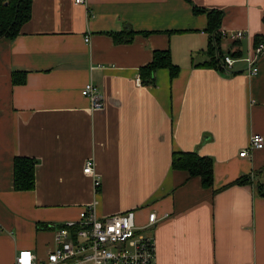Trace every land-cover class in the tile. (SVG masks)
Segmentation results:
<instances>
[{"label":"crops","instance_id":"crops-1","mask_svg":"<svg viewBox=\"0 0 264 264\" xmlns=\"http://www.w3.org/2000/svg\"><path fill=\"white\" fill-rule=\"evenodd\" d=\"M214 10L228 72L202 66ZM256 38L264 0H31L18 36L0 39V264L20 250L43 258L53 226L93 204L98 217L134 209L154 264H264V146L248 149L252 135L264 141V52L257 75L246 63ZM159 52L177 74L158 69L144 85L140 70ZM89 82L102 110L81 95ZM180 152L211 158L210 188L172 168ZM18 157L36 161L31 191L13 188Z\"/></svg>","mask_w":264,"mask_h":264},{"label":"built area","instance_id":"built-area-1","mask_svg":"<svg viewBox=\"0 0 264 264\" xmlns=\"http://www.w3.org/2000/svg\"><path fill=\"white\" fill-rule=\"evenodd\" d=\"M86 2L87 0H73L75 6L85 5ZM221 34L224 35V32ZM242 37L243 33L237 32L230 34L228 40L236 41ZM84 41L89 42L88 35ZM263 52L262 43L254 48L246 60L248 75H257L256 63ZM233 63L234 60L226 55L222 59V68L228 72ZM138 82L140 81L137 80ZM81 95L89 101L92 110H102L103 98L92 83L84 86ZM263 146L261 135L255 134L250 137L248 149L260 150ZM247 156L246 149L239 153L241 158ZM83 173L95 176L93 161L85 162ZM99 184L95 179L94 188L97 189ZM93 205L81 209L77 220L53 226L55 247L43 258L31 250H20L13 264H154L153 238L139 231L134 209L98 217ZM157 221L156 214L150 213L146 228H151Z\"/></svg>","mask_w":264,"mask_h":264},{"label":"trees","instance_id":"trees-1","mask_svg":"<svg viewBox=\"0 0 264 264\" xmlns=\"http://www.w3.org/2000/svg\"><path fill=\"white\" fill-rule=\"evenodd\" d=\"M194 12H204L202 9L193 7ZM31 16V0H0V39H14L20 33L21 27L29 21ZM222 12H207V28L209 34V56L211 61L202 66H207L223 71L222 59L224 56L220 51V28ZM127 32L128 36L131 31ZM118 42H128L123 35H115ZM263 41L256 38L254 48ZM264 44V43H263ZM232 58V56H230ZM158 69H167L171 77L177 74V67L171 62L167 52H159L153 55L151 63L141 68L140 77L144 85L154 82V74ZM36 161L29 158L18 157L13 161V188L15 191L28 192L34 189ZM171 166L174 170L186 172L188 178H199L205 188H210L213 183V161L208 157H200L194 152L173 153ZM240 179L237 184L244 183ZM259 193L264 197V186H260Z\"/></svg>","mask_w":264,"mask_h":264}]
</instances>
